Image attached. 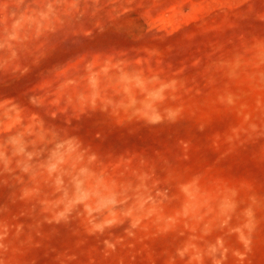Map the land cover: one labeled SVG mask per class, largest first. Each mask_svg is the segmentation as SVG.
Listing matches in <instances>:
<instances>
[{
    "label": "rangeland",
    "instance_id": "1",
    "mask_svg": "<svg viewBox=\"0 0 264 264\" xmlns=\"http://www.w3.org/2000/svg\"><path fill=\"white\" fill-rule=\"evenodd\" d=\"M0 264H264V0H0Z\"/></svg>",
    "mask_w": 264,
    "mask_h": 264
}]
</instances>
